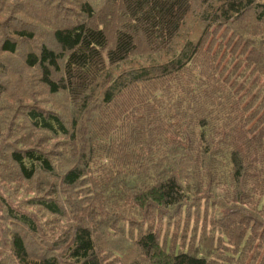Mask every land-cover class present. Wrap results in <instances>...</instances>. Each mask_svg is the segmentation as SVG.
I'll use <instances>...</instances> for the list:
<instances>
[{"label":"trees","instance_id":"trees-1","mask_svg":"<svg viewBox=\"0 0 264 264\" xmlns=\"http://www.w3.org/2000/svg\"><path fill=\"white\" fill-rule=\"evenodd\" d=\"M33 1L0 0V9L18 7L21 10L11 12L29 18ZM36 2L37 16H31L33 21H22L46 28L54 48L41 44L38 53L26 54L25 64L41 72L40 82L49 94L68 97L75 108L71 123L58 112L44 109L29 111L27 119L37 132L75 143L82 125L92 124L90 137L84 142L88 149L83 160L93 168L96 179L101 178V173L108 176L103 179V192L116 207L119 220L137 224L154 223L158 217L163 220L179 212L187 216L188 210L198 208L199 199L204 198L203 202L210 201L213 208L225 210L215 216V222L222 224L218 226L222 238H229L230 225V229L253 231L252 222L247 225L238 219L252 213L249 207L244 209L250 203L264 208L263 123L258 124L259 117L246 120L236 116L242 113L234 114L229 100L233 84L228 85L225 76L215 72L218 67L213 61L220 48L227 45L222 43V36L217 45L207 40L231 28L245 41L249 35L239 27V20L250 13L257 23H263L264 3L217 0L215 7L210 5L212 9L196 12L190 9V0ZM193 27H202L196 39L189 36ZM4 31L6 36L0 31V49L15 54V44L9 40H27L28 33L8 26ZM251 43V55L264 51V37ZM247 44L239 46L241 52ZM232 47H226L227 52ZM61 148L66 149L64 144ZM9 157L27 182L39 174L48 178L58 175L66 186L85 178L84 171L73 161L63 174L58 173L56 163L38 149L22 147L11 151ZM105 163L110 167L104 169ZM53 195L42 200L37 196L32 205H40L65 221L66 228L69 215L58 195ZM16 218L35 230L31 218ZM227 218H233V223L225 222ZM261 218L264 227V213ZM70 230L62 255L30 258L19 236L12 240L14 255L20 264H61L64 254L68 264H104L91 227L78 223ZM111 230L105 227L107 233ZM127 242H133L131 247L139 252V257L127 264L212 261L203 252L174 253L164 249L149 226ZM235 243L240 250L241 244L237 240Z\"/></svg>","mask_w":264,"mask_h":264},{"label":"rangeland","instance_id":"rangeland-1","mask_svg":"<svg viewBox=\"0 0 264 264\" xmlns=\"http://www.w3.org/2000/svg\"><path fill=\"white\" fill-rule=\"evenodd\" d=\"M36 1H33L35 6H30L29 18L32 15L33 18L37 16L39 9ZM257 2L264 3V0ZM217 3V0L189 2L190 9L196 12L212 9L211 7H215ZM19 10L21 9L18 7L0 9L2 25L0 31L5 34L4 36L7 35L4 31L5 26H8L12 29L26 30L28 33L26 37L34 38L16 41L10 39L9 41L15 44V54L3 53L0 49V264H20L12 249L14 236H19L24 241L30 258L62 255L67 243L66 237L71 232L70 228L74 229L78 223L88 224L93 230L94 239L99 246L97 249L104 264H127L139 257L138 250L131 247L133 242L130 245L127 240L129 237L138 236L144 226H149V229L156 233L158 242L164 249L174 253L203 252L208 255V260L212 259L209 264H264V227L261 224L263 205L250 203L244 207L245 210L249 207L252 213L247 217L241 216L238 221L241 223L245 221L247 225L252 222L250 228L254 226V230L230 229V225L229 238L226 236L222 238L218 229L222 224L215 222V216L225 210L213 208L210 201L203 202L205 199L200 197L196 199L197 202L200 198L198 208L189 209L187 216L179 212L175 213L176 216L163 220L158 217L154 223L141 221L137 223L139 228L137 224L132 223L133 221L123 223L119 220L120 215L116 207L103 192L106 184L103 179L108 176L101 173V178L96 179L92 173L93 168L83 160L88 149V144L84 142L90 137L88 131L92 124L82 125L81 132L75 135L78 137V142L75 143L72 139L67 138V142H64V138L52 139L55 135L51 133L37 132L27 119L29 111L43 112L44 109L58 112L67 123H71L75 105L66 96L49 94L47 88L40 82L41 72L25 64L27 53H38L41 44L53 49L54 43L46 28L40 27L37 23L27 24L22 20H30L28 17L24 15L18 17L11 12L16 13ZM69 10L74 11V8ZM257 22L256 17L250 13L239 20V27L249 35L245 41L229 28L218 31L216 35L209 37L207 42L217 45L220 43V37H223L222 43L227 46H222L219 55L213 60L214 66L218 67L215 72L223 74L228 85L229 82L233 84L229 100L233 102L234 114L242 113L236 115L238 119L252 120L259 117L258 124L263 123L261 129L264 131V51L255 52L253 55L249 52L253 45L250 42L252 40L258 42L264 37V22ZM191 31L189 36L196 39L200 32L202 33V27L200 30L193 27ZM230 38L232 40L228 42ZM2 40L3 38L0 39V45ZM243 42L248 44L245 51L241 52L239 46L241 44L243 46ZM231 45L233 47L229 53L226 47ZM247 107L246 111L242 110ZM249 113L254 114L253 117L248 116ZM63 144L66 147L64 150L61 148ZM26 146L49 155L57 165L56 171L61 174L70 168L69 162H75L84 171L85 178L73 186L62 184L58 175L56 178H48L39 174L30 182L24 181L9 156L11 151ZM109 167L108 163L103 165L104 169ZM52 193L53 196L58 195L60 204L69 215L66 228L63 227L65 221L44 211L40 205H32L34 204L32 199L37 196H40L41 200L50 198ZM204 209L207 213H204ZM16 215L31 218L35 230L23 224ZM255 217H259V220ZM225 222L232 224L233 218H227ZM106 226L112 228L111 233L105 231ZM235 240L241 244L240 250L237 249ZM61 264H68L65 262V254L61 258Z\"/></svg>","mask_w":264,"mask_h":264}]
</instances>
